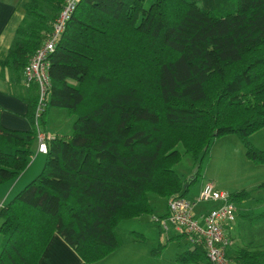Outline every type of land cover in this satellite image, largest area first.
<instances>
[{
  "label": "trees",
  "instance_id": "16d2710c",
  "mask_svg": "<svg viewBox=\"0 0 264 264\" xmlns=\"http://www.w3.org/2000/svg\"><path fill=\"white\" fill-rule=\"evenodd\" d=\"M63 1L25 0L0 60L29 123L0 122V183L28 165L52 106L75 115L71 133L47 139L41 170L0 207V264H38L54 233L80 264L99 261L122 244L121 220L153 212L149 193L185 195L220 135L235 133L248 157L264 162L249 139L264 126V0H79L48 55L36 119L38 91L24 85L23 68ZM178 143L197 164L188 180L173 167ZM229 258L264 264V248L242 246ZM176 259L208 264L200 243Z\"/></svg>",
  "mask_w": 264,
  "mask_h": 264
},
{
  "label": "rangeland",
  "instance_id": "374dc122",
  "mask_svg": "<svg viewBox=\"0 0 264 264\" xmlns=\"http://www.w3.org/2000/svg\"><path fill=\"white\" fill-rule=\"evenodd\" d=\"M74 118L75 115L68 113L65 108L52 106L47 114L44 131L51 135H55L56 132L69 134L72 131ZM249 139L253 145L264 149V127L252 132ZM177 148L183 152L180 143L177 144ZM35 149L27 173L12 189L7 200L41 170L45 153H36ZM196 166L194 158L185 152L173 165L183 180L192 177ZM36 168L38 170L26 180L29 173ZM17 176L0 183V199L1 193L5 191L4 188L8 189ZM206 181L213 182L216 188L229 193L248 191L246 198L233 200L236 216L229 230L233 241L228 245V254L231 255L242 246L264 248V162H256L248 157L238 135L232 132L226 133L216 137L211 143L201 162L200 172L190 183L185 196L196 199L201 185ZM149 200L154 207L153 212L121 220L116 231L122 239V244L92 264H202L182 263L176 259L179 253L191 246V242L186 235H178L172 225L167 224L165 230L152 219L154 214L164 211L166 198L151 192ZM216 204L215 200L198 201L194 206V212L199 215ZM0 241H2L1 233Z\"/></svg>",
  "mask_w": 264,
  "mask_h": 264
},
{
  "label": "built area",
  "instance_id": "2783aa9c",
  "mask_svg": "<svg viewBox=\"0 0 264 264\" xmlns=\"http://www.w3.org/2000/svg\"><path fill=\"white\" fill-rule=\"evenodd\" d=\"M78 1H63V6L55 18L51 30L41 45L30 55L23 68L24 85L28 86L34 83L38 91L36 119L46 102L50 85L48 55L53 50L56 40ZM52 136L37 127L36 151L45 153L47 139ZM201 200H215L217 204L196 215L194 206ZM235 216L236 206L230 198V193L216 188L213 182L206 181L201 185L196 199H189L185 195L178 194L168 196L166 214H154L152 219L163 229L167 230V224H170L178 233L186 235L191 243L202 244L208 264H232L226 252L228 245L231 244V239L226 234L225 228L233 222Z\"/></svg>",
  "mask_w": 264,
  "mask_h": 264
},
{
  "label": "crops",
  "instance_id": "0c3cea01",
  "mask_svg": "<svg viewBox=\"0 0 264 264\" xmlns=\"http://www.w3.org/2000/svg\"><path fill=\"white\" fill-rule=\"evenodd\" d=\"M25 0H0V60L4 59L7 55L9 46L13 40L16 27L21 22L24 16V4ZM13 78V72L10 70H5L3 76L0 75V122L2 125L15 128V129H26L29 127V123L25 117L27 111V103L16 93L9 90V81ZM14 87V83L12 84ZM13 89V88H12ZM24 90L23 88L21 89ZM264 127V126H263ZM262 127V128H263ZM59 133V132H56ZM35 149V148H34ZM36 151V149H35ZM43 153V152H36ZM31 162V161H30ZM30 162L17 176V179L10 184L9 188H4L5 191L1 193L0 207L7 201L10 192L17 185V183L24 177L27 173ZM38 168L29 173V177L36 172ZM167 212V198L165 202V208L162 213L156 215H162ZM232 223L225 228L226 234L231 239V244L233 237L230 234V228ZM1 244V241H0ZM81 259L73 248L66 243L63 238L58 234L54 233L49 242L47 243L38 264H80Z\"/></svg>",
  "mask_w": 264,
  "mask_h": 264
}]
</instances>
